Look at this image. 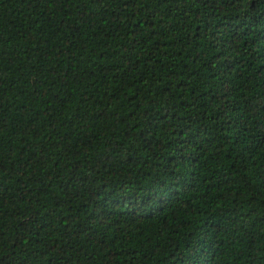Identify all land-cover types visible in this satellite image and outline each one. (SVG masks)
<instances>
[{
    "label": "trees",
    "instance_id": "1",
    "mask_svg": "<svg viewBox=\"0 0 264 264\" xmlns=\"http://www.w3.org/2000/svg\"><path fill=\"white\" fill-rule=\"evenodd\" d=\"M0 264H264V0H0Z\"/></svg>",
    "mask_w": 264,
    "mask_h": 264
}]
</instances>
